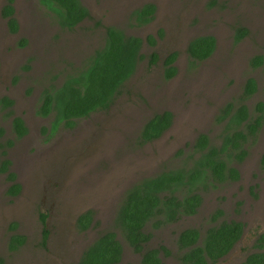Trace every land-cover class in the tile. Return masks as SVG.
<instances>
[{
  "label": "rangeland",
  "instance_id": "374dc122",
  "mask_svg": "<svg viewBox=\"0 0 264 264\" xmlns=\"http://www.w3.org/2000/svg\"><path fill=\"white\" fill-rule=\"evenodd\" d=\"M83 2L93 8V16L74 31H67L53 22L52 12L40 0H17L21 33L0 37V97L10 88L17 101L13 112L22 115L29 126L28 134L13 146L0 145V166L2 160L9 159V168L21 185V192L10 196L8 172L0 171V257L4 264H77L97 235L114 226L116 209L128 188L143 177L181 165L198 133L208 134L213 143L219 144L226 121L220 122L217 117L227 103L242 100L247 78H255L258 89L243 101L251 109L257 102H264V68L250 65L254 55L264 54V0H142L159 7L155 20L145 25H135L132 11L139 4L130 9L133 0ZM119 7L122 9L116 11ZM112 11H116L114 18L109 15ZM4 25L0 18L1 31ZM105 26L119 27L143 39L159 29H164L166 36L153 48L144 41L141 51L145 58L138 62L137 73L127 83L130 91L118 95L110 110L78 119L73 127L60 125L52 131L50 118H39L33 112L42 87L48 81H60L61 73L70 65L80 64L81 54L86 57L101 46ZM238 27H245L247 35L236 41ZM177 33L188 37L214 34L220 44L209 59L190 61L187 44H175L167 38ZM19 38L29 39V45L16 47ZM152 50L161 57L173 50L178 52V71L173 78L163 77L161 60L147 68V55ZM163 110L173 113L175 124L155 143L140 144L136 140L140 126ZM0 122L9 127V115L3 110ZM10 136L9 131L5 138ZM245 147L252 166L250 180L262 181L263 186L255 188L249 183L247 188L230 182L201 192L202 204L195 214L157 228L146 225L151 233L147 247H157L163 240L176 248L180 231L192 226L203 230L213 224L209 217L217 209L222 210L217 222H244L246 243L264 229V120ZM86 209L93 210L94 222L83 232L72 220L77 211ZM41 213L50 215V238L45 248L40 241ZM12 231L26 237L16 251L8 248ZM121 240V263L135 264L138 254ZM248 247L242 244L241 256L234 258L237 262ZM176 253L164 257L169 261L163 264H181Z\"/></svg>",
  "mask_w": 264,
  "mask_h": 264
},
{
  "label": "trees",
  "instance_id": "16d2710c",
  "mask_svg": "<svg viewBox=\"0 0 264 264\" xmlns=\"http://www.w3.org/2000/svg\"><path fill=\"white\" fill-rule=\"evenodd\" d=\"M11 1V0H8ZM52 12V20L63 30H73L80 27V23L89 16L87 8L80 0H40ZM3 14L11 16L13 6L6 4ZM154 5L147 3L133 11L135 25H143L153 17ZM11 31H16V21H9ZM134 24V23H133ZM245 34L244 27L238 29ZM146 42L152 44L154 39L148 36ZM209 36L196 38L187 46V52L193 60H202L211 55L216 44ZM143 40L133 34H127L116 26H108L103 37V44L85 57L80 64L70 65L69 69L61 73V80L56 83L48 81L41 90V97L37 107L40 116L50 118L51 130L58 126L73 127L78 119L88 117L92 113L108 111L114 105L118 95L129 92L126 88L128 81L138 71V62L145 58L142 53ZM176 53H172L162 60L163 76L165 79L173 77L177 69L174 65ZM147 68L150 69L159 61V55L152 51L147 55ZM192 60V61H193ZM252 67L264 68V54H256L250 59ZM258 89L257 80L246 79L242 91V100L239 103H227L217 117L225 122L220 137V143L214 144L205 133H200L193 145L194 154L191 166L168 168L156 175L143 177L128 188L122 201L118 204L114 218V226L100 232L94 241L81 253L77 264H122L123 242L134 252L141 254V264H161L157 256V248H149L145 243L150 239L151 233L146 225L152 222L154 227L165 222H173L183 215L197 212L201 197L194 192L199 181L212 179L221 180L225 171L231 172L235 177L237 171L229 166L231 159L226 162L233 152L236 158L242 159L246 153L245 143L249 138L255 137L264 120V102H257L251 109L243 100L252 96ZM12 104V100L4 96L0 99V108L5 109ZM12 112H7L10 115ZM172 113L169 110L154 113L142 125L136 140L141 143L157 139L170 126ZM12 129L21 136L27 133V127L19 116L13 117ZM43 130H46L45 128ZM4 128L0 125V137ZM264 162V155L262 158ZM9 161L1 162L0 171H7ZM188 168V169H187ZM14 173L8 172L12 179ZM206 185V184H205ZM19 184L14 183L9 193L19 191ZM182 195V196H181ZM222 210L217 209L211 215L213 222L201 237L194 227L183 229L176 240L180 249L179 255L183 264H214L224 256L232 244L242 233V223L239 221H221L218 219ZM46 215H41V222L45 224ZM93 210L88 209L77 218V228L85 230L93 221ZM15 226V225H14ZM47 230H43L42 244L45 243ZM264 232L258 239L262 246ZM26 241L22 233H14L8 239V248L18 250ZM161 248L169 254L164 247ZM0 264L4 260L0 257ZM131 264V263H128ZM241 264H264V251H257L246 256Z\"/></svg>",
  "mask_w": 264,
  "mask_h": 264
},
{
  "label": "flooded vegetation",
  "instance_id": "af4514ba",
  "mask_svg": "<svg viewBox=\"0 0 264 264\" xmlns=\"http://www.w3.org/2000/svg\"><path fill=\"white\" fill-rule=\"evenodd\" d=\"M81 2H82V4L87 8V11H88V13H89V16L88 17H86L85 19H83V21H86V20H88L91 16H93V8L92 7H90L89 5H87L85 2H83V0H80ZM142 0H133V5H131V7H130V9L131 8H133L136 4H139V8H141V7H143L145 4H147V3H143V2H141ZM11 4L12 6H13V13H12V15L11 16H6V15H4L3 14V11H2V9H3V7L4 6H6V4ZM148 3H152L153 5H154V11H153V17L151 18V20L149 21V22H147V23H145V24H148V23H150L151 21H153V20H155V18L158 16V13H159V7H158V5H155L153 2H148ZM118 9L120 10V9H122L121 7H119V8H117L116 9V11H118ZM136 9H138V8H136ZM136 9H134V10H136ZM133 10V11H134ZM116 11L114 12V11H112L111 13H109V15L111 16V17H115L116 16ZM133 11H132V13H133ZM16 12H17V0H11V1H8V0H4L3 2H2V4H1V7H0V18H1V20H3V22H4V30H0V37H2V36H6V37H13L12 35H14V34H17V36L19 35V33H21V30H22V26L20 25V22H19V19H18V17H17V14H16ZM11 18H14L15 19V21H16V26H17V28H16V31H11V29H10V27H9V21L11 20ZM82 21V22H83ZM145 24H143V25H145ZM58 27L60 28V26L58 25ZM106 27H108V26H105L104 28H103V30L105 31L106 30ZM240 27H238L237 28V30L235 31V34H234V39L236 40V41H239L242 37H245V35H247V32H245V34H243V33H240L239 31H238V29H239ZM245 28V27H244ZM0 29H1V27H0ZM61 29V28H60ZM246 29V28H245ZM75 29H73V30H70V31H74ZM247 30V29H246ZM67 31H69V30H67ZM2 33H7V34H2ZM10 35V36H9ZM163 35H165L166 36V34H165V31H164V29H159L158 30V32L156 33V34H153V33H151L149 36H152V38L154 39V42L152 43V44H149V43H147L148 44V46L149 47H151V48H153L155 45H157V44H159L160 43V41L163 39ZM193 37H191V36H186L185 34L182 36H179V34L177 33V34H173V35H171V36H168L167 38L169 39V40H173V42H175V44H187L186 45V53H187V55H188V58L190 59V61H192L193 59L192 58H190V56H189V54H188V52H187V46H188V44H190V42L191 41H193V40H195L196 38H200V37H205V36H209V37H212L213 39H214V42H213V44H216V46H215V49H214V51L211 53V55L210 56H208L207 58H205V59H202V60H193V61H197V62H200V61H204V60H207V59H209L215 52H216V49H217V46H218V44H220L219 43V40H218V37L216 36V35H212V34H204V33H202V34H200V35H192ZM148 37V36H147ZM147 37H145L144 39L142 38V40H143V44H144V41H146V39H147ZM166 38V37H165ZM179 40H181L182 42L180 43L179 42ZM172 42V43H173ZM29 43H30V40L29 39H26V38H19V40L15 43V45H16V47H18V48H24V47H27L28 45H29ZM11 44H14L12 41H11ZM85 44H87L86 42H85ZM103 44V43H102ZM152 51H154V52H156L155 50H152ZM151 51V52H152ZM94 52V51H93ZM92 52V53H93ZM176 53V58H175V60H174V65H175V67H176V69H177V71H178V68H177V57H178V52L177 51H175V50H173V51H170V52H168V53H166L163 57H161L160 56V54H158V52H156L158 55H159V61L161 60V62H162V60H163V58L165 59L167 56H169L170 54H172V53ZM89 53V52H88ZM89 54H91V53H89ZM89 54L87 55V56H89ZM86 56V57H87ZM85 58V55H84V53L83 54H81V57H80V59L81 60H83ZM148 61V60H147ZM158 61V62H159ZM148 63V62H147ZM146 63V64H147ZM163 64V63H162ZM1 73H2V59L0 58V75H1ZM163 73H164V71H163ZM176 74H177V72H176ZM175 74V75H176ZM174 75V76H175ZM173 76V77H174ZM164 77V76H163ZM173 77H171V78H173ZM171 78H169V79H171ZM169 79H167V80H169ZM5 88V87H4ZM7 91H8V93L6 94V95H3V96H1L0 97V99L2 98V97H4V96H7V97H9L11 100H12V104L10 105V106H8L7 108H5V109H1L0 108V110H3V111H5V112H12L10 115H9V127L7 128H5L2 124H1V122H0V125L4 128V134H3V136H1L0 137V145L1 144H5V145H7V146H9V147H11V146H13L14 144H15V141L16 140H18V139H21V138H23L24 136H26L27 134H28V132H29V126H28V124H27V122H26V120H25V118L22 116V115H18V114H15L14 112H13V107L16 105V100H15V96L14 95H12L11 93H9V91H10V88H8L7 89ZM38 105H39V103H38ZM38 105H36L35 106V108H34V110H33V112L35 113V115L36 116H38L39 118H48V117H43V116H40L38 113H37V107H38ZM172 113V112H171ZM15 116H19L22 120H23V122H24V124H25V126L27 127V133H25V134H23V135H21V136H17V134L13 131V129H12V125H11V121H12V119H13V117H15ZM175 124V118L173 117V113H172V122H171V124H170V126L163 132V134L166 132V131H168L173 125ZM141 127L142 126H140V128L138 129V132H137V135H138V133H139V131H140V129H141ZM11 132V136L10 137H8V138H5L6 137V134L8 135V132ZM162 134V135H163ZM199 134L200 133H198L195 137H194V139H192V143H190L189 145V149H190V153L189 154H184L183 156H186V159L184 160V161H182L184 158L182 157V160H180L182 163H181V165H179V166H191V164L192 163H194L193 161H192V159H191V154H194L193 153V151H194V148H193V145L195 144V141H196V139H197V137L199 136ZM206 134V133H205ZM161 135V136H162ZM206 135H208V134H206ZM161 136H159L157 139H154V140H152V141H150V142H152V143H155ZM137 137V136H136ZM208 137L210 138V136L208 135ZM220 137H221V135H220ZM211 139V138H210ZM250 139V138H249ZM248 139V140H249ZM219 141H220V138H219ZM147 143V142H146ZM220 143V142H219ZM215 144V143H214ZM246 144V143H245ZM245 149H246V153H245V155L242 157V159H237L236 158V156L233 154V152L231 153L232 155L229 157V158H226V162L228 163V160L229 159H231V161H230V163L228 164L229 166H231V167H233V168H235L236 169V171H237V175L235 176V177H233L232 175H231V172H229V171H225V176L223 177V179H221V180H218V179H216V180H214V179H212L211 177L209 178V182L208 183H206V180H201V181H199V183H200V185H198V186H196V190L194 191V192H196V193H198L199 194V196L201 197V199L203 200V195H202V193L201 192H203V191H205V190H207V189H209V188H220L222 185H226V184H228V183H235L237 186L239 185V184H242V185H245L247 188L248 187H250V185L252 184V185H254L255 186V188H257V187H259V188H261L262 186H263V182L262 181H259V182H257V183H254V182H252L251 180H250V176H252L251 175V172H252V166H251V164L249 163V160L248 159H246V157H247V155H248V149L245 147ZM178 154H181L180 152L178 153ZM264 155V154H263ZM263 155H262V158H263ZM262 158H261V161H262V165L264 166V162H263V160H262ZM4 160H8L9 161V164H8V168H7V172H11V169L9 168V165H11L10 164V160L9 159H4ZM4 160H2L1 162H3ZM243 165H245L247 168H244L243 167ZM179 166H177V167H179ZM175 168V167H174ZM189 168V167H188ZM187 168V169H188ZM165 170V169H164ZM161 171H163V170H160V171H158L156 174H158V173H160ZM14 173V177L12 178V179H10V181H11V185L12 184H14V183H18L19 184V186H20V188H19V191L17 192V193H15V194H12V193H9V188L7 189V192H8V194L10 195V196H16L18 193H20L21 192V185H20V183L18 182V180H16V173L15 172H13ZM156 174H154V175H156ZM8 176V175H7ZM148 177V176H147ZM250 183V185H248ZM206 184V185H205ZM10 185V186H11ZM182 196V195H181ZM202 200H201V203H200V205L202 204ZM67 202H65L64 204H66ZM85 205H87V206H90V204H85ZM200 205L198 206V208L200 207ZM198 208H197V211H198ZM84 209V208H83ZM86 210H88V209H86ZM85 210V211H86ZM85 211H77V213H75L74 214V217H73V220H72V222L74 221V224L77 222V218L79 217V215H81L83 212H85ZM214 213V212H213ZM212 213V214H213ZM42 214H44V213H41L40 214V220H41V215ZM195 214V213H194ZM211 214V215H212ZM46 215V219H45V224H42V222H41V239H40V241H41V245L43 246V248H45L47 245H48V239L50 238V231L48 230V228H47V219H48V216H50L49 214H45ZM191 215H193V214H191ZM190 215V216H191ZM211 215H210V217H209V219L211 218ZM183 216H188V215H183ZM219 218V217H218ZM93 219H94V217H93ZM180 219V218H179ZM211 220V219H210ZM218 219H216V220H214V222L215 221H217ZM234 221H239V222H241L240 220H236V219H234ZM94 222V220L92 221V223ZM92 223H91V225H92ZM151 225H152V222H149ZM167 223H170V222H165V223H162V224H167ZM211 223H212V221H211ZM242 223V233L240 234V237L232 244V246H231V248L228 250V252L224 255V256H222V257H220L214 264H241L244 260H245V258H246V256L248 255V254H250V253H253V252H257V251H264V240L262 241L263 243H262V246L261 247H259V245H258V239H259V237H260V235L264 232V229H262V230H260V231H258L255 235H254V237H253V239H252V241L250 242V243H246L245 242V235H246V230H245V224H244V222H241ZM161 224V225H162ZM212 225V224H211ZM77 226V225H76ZM153 226V225H152ZM210 226V225H209ZM208 226V227H209ZM154 227V226H153ZM192 227H194V228H196L198 231H199V233H200V236H199V238H198V243H200L201 242V237L203 236V234H204V231L208 228V227H205L203 230H200L199 228H197L196 226H192ZM74 228V227H73ZM157 228V227H156ZM88 229V228H87ZM87 229H85V230H87ZM43 230H47V235H46V238H45V243L44 244H42V239H43ZM85 230H81V231H85ZM83 232L81 233V234H83ZM181 232V231H180ZM14 233H19V232H16V231H12L11 233H10V235H9V237L12 235V234H14ZM179 235V234H178ZM151 238V237H150ZM177 238H178V236H177ZM177 238H176V240H177ZM166 239H164V241H165ZM163 241V240H162ZM161 241V243H160V245L159 246H157V247H154V248H157L158 249V253H157V256L160 258V261H161V264H163L164 262H166V261H169V259L168 260H164L165 258L164 257H172L173 256V254L172 253H176L177 255H178V260H179V262L181 263V264H183L181 261H180V259H179V255H181L182 253H183V251L185 250V248L184 249H180L179 247H178V245H177V247L175 248V247H171L170 248V246H168L166 243H163ZM149 242V240L147 241V243ZM147 243H145L144 245H147ZM177 244V243H176ZM242 244L243 245H249V250L241 257L242 259H239L238 260V262L236 261V259H234V258H237V257H240L241 256V254H240V252H239V250H240V248L242 247ZM24 245V244H23ZM161 246H164L168 251H169V254H165V252L166 251H164L162 248H161ZM132 249V248H131ZM11 251H16V250H11ZM133 251V250H132ZM134 252V251H133ZM123 253H124V248H123ZM134 253H136V254H138V261L135 263V264H141V254L140 253H137V252H134ZM122 256H123V254H122ZM121 259H122V257H121ZM78 260V259H77ZM77 263H78V261H77ZM128 264V263H127ZM132 264V263H131Z\"/></svg>",
  "mask_w": 264,
  "mask_h": 264
}]
</instances>
